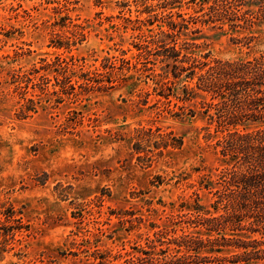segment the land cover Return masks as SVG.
<instances>
[{"label":"rangeland","instance_id":"rangeland-1","mask_svg":"<svg viewBox=\"0 0 264 264\" xmlns=\"http://www.w3.org/2000/svg\"><path fill=\"white\" fill-rule=\"evenodd\" d=\"M252 10V22L219 27L201 20L199 0H0V264H138L157 232L189 230L181 215L196 200L213 210L201 182L225 166L224 133L204 112L209 98L183 100L187 80L160 95L163 64H145L138 46L155 48L153 35L184 18L179 45L203 60L261 57L264 18ZM57 55L91 72L117 58L122 73L60 102L52 76L46 91L18 88L15 74ZM25 97L38 110L20 118ZM170 132L180 147L164 145Z\"/></svg>","mask_w":264,"mask_h":264},{"label":"trees","instance_id":"trees-1","mask_svg":"<svg viewBox=\"0 0 264 264\" xmlns=\"http://www.w3.org/2000/svg\"><path fill=\"white\" fill-rule=\"evenodd\" d=\"M199 2L201 20L219 27L226 23L236 27L252 22L254 5L264 18V0ZM168 26L169 30L153 35L155 48L139 45V55L145 56V64H163L156 74V83L161 87L160 95L167 98L178 82L196 79L194 85L184 84L182 99L192 100L199 92L209 98L202 104L211 122L216 123V131L224 133L217 146L225 166L216 179L207 174L202 177L201 183L213 195V210L196 200L194 209L181 215L189 230L179 235L157 232V237L150 241V250L144 251L145 256L137 257L138 264H264V56L206 61L191 52L195 47L193 42L185 40L179 45L180 33L188 28V20H170ZM52 41L58 47L72 44L69 38ZM116 60L106 58L105 72H91L81 64L78 70L74 58L57 55L52 61L43 59L45 63L39 68L15 74L14 82H18L24 93L30 85L46 91L47 85L43 87L42 81L50 82L52 76L60 86L54 91L60 102L70 94L81 95V90L113 88L116 81L113 72L120 69L117 73H122ZM42 70L43 74L37 78L36 74ZM24 100L17 113L20 118L38 110L35 98ZM172 135L170 132L164 137V145L180 147L183 139Z\"/></svg>","mask_w":264,"mask_h":264}]
</instances>
